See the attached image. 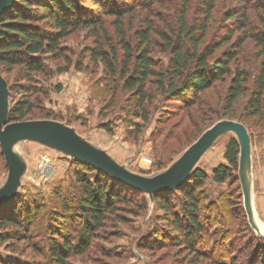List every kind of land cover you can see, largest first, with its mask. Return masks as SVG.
<instances>
[{"label":"trees","instance_id":"trees-1","mask_svg":"<svg viewBox=\"0 0 264 264\" xmlns=\"http://www.w3.org/2000/svg\"><path fill=\"white\" fill-rule=\"evenodd\" d=\"M79 30L91 42L75 63L62 42ZM248 48L256 66L243 62ZM156 54H164L165 61ZM60 59L63 66L53 69L49 62ZM71 66L100 67L109 104L124 96L126 112L142 121H130L135 134L153 118L159 100L168 102L156 120L158 135L168 127L165 140L178 148L196 138L211 112L238 118L242 111L264 120V0H12L0 13V73L13 79L8 122L54 117L42 106L46 90L40 76ZM212 89L214 103L208 97ZM100 127L112 133L109 124ZM238 157V140L231 137L224 151L227 165L215 168L211 179L237 180ZM76 164L74 191L53 209L46 261L36 264H75L96 239L116 235L109 231L116 222L148 209L142 189L90 164ZM208 176L197 168L178 187L151 192L160 214L145 229L139 247L174 249L177 264H264V238L247 220L252 235L244 253L226 217L231 213L219 201L205 203L202 186ZM41 211V205L19 198L0 204V245L13 253L30 249L42 254L33 238L43 227ZM220 216L227 228L209 244ZM0 264L25 263L0 258Z\"/></svg>","mask_w":264,"mask_h":264},{"label":"rangeland","instance_id":"rangeland-1","mask_svg":"<svg viewBox=\"0 0 264 264\" xmlns=\"http://www.w3.org/2000/svg\"><path fill=\"white\" fill-rule=\"evenodd\" d=\"M90 42L86 31L79 30L67 37L62 44L69 48V54L76 63ZM156 56L165 61L164 54ZM243 62L249 66H256L252 48L244 51ZM49 64L55 69L56 66H63V61L54 60ZM101 74L100 67L92 69L89 66L77 70L71 66L67 71L53 72L48 78L40 76V84L46 90L42 106L50 110L54 117H39L25 123L39 124L80 147L96 150L108 164L126 173L139 175L151 181H163L188 147L213 124L221 120L239 122L243 124L248 138V169L253 211L255 218L264 224V120L246 117L242 111H239L238 118L220 117L218 113L211 112L206 117L207 125L196 134V138L178 148L170 145L171 141L165 140L168 127H164L162 133L158 135L159 126L156 120L166 108H169L168 102L159 100L153 118L135 134L130 121L140 123L142 121L126 112L128 107L124 96H117L115 103L109 104L108 91L100 81ZM12 83V75L0 73L1 131H5L11 124L19 123L7 121ZM208 97L214 103L216 90L212 89ZM174 120L175 117L171 118L168 124ZM102 124H109L112 133L100 127ZM231 137L237 139L230 130L219 132L201 151L189 174L199 168L209 175L202 186L206 193L205 203L219 201L220 206L222 204L227 212L231 213L226 217L231 220V224L234 223L232 235L237 239L238 250L244 252L243 244L252 234L246 225L237 170L234 172L235 178L237 177L235 181L231 179L215 183L210 177L219 165H227L224 151ZM79 161L98 168L88 157L76 156L32 131H19L11 139L0 142V204L14 198L24 200L33 206L39 204L42 207L38 216L39 226L43 224L41 229H36L33 237L43 251L42 254H35L30 249L13 253L1 244V259L25 264L46 261L49 237L46 227L54 223L51 215L53 209L59 206L61 198L74 191L72 173L77 167L76 162ZM142 190L148 200V209L127 214V221L124 223L116 222L114 227L109 228V231L115 232L116 235L108 240L96 239L87 254L75 258V264H177L174 249L160 248L148 251L139 247V239L145 229L152 228L156 215L160 214L154 206L151 191ZM226 228L220 216V222L210 230L209 244L215 238H219ZM226 244H229V241ZM103 250L106 253L103 254Z\"/></svg>","mask_w":264,"mask_h":264},{"label":"water","instance_id":"water-1","mask_svg":"<svg viewBox=\"0 0 264 264\" xmlns=\"http://www.w3.org/2000/svg\"><path fill=\"white\" fill-rule=\"evenodd\" d=\"M11 2L12 0H0V13L5 10ZM1 97L2 94L0 88V102ZM231 129H237L239 131V137H237L239 143L237 173L241 188L242 203L245 216L248 224L256 232V234L264 238V232L259 228L251 201V184L249 178V169L247 167V133L243 124L239 122L231 120H221L213 124L193 144L188 147V149L179 158L177 164L169 172L166 179H164L163 181H151L139 175L126 173L108 164L98 151L80 147L67 139L51 133L46 127L36 123L19 122L11 124L5 131L0 130V142H5L11 139L14 134L19 131H32L76 156L88 157L98 166L99 169H101L110 177L133 187L139 189H147L152 192L160 190H171L181 185L186 180L189 174L193 160L195 159L196 155L203 149L206 143L220 131ZM177 176L181 177V179L176 182L175 179ZM10 191L11 189L8 192L10 193Z\"/></svg>","mask_w":264,"mask_h":264},{"label":"bare ground","instance_id":"bare-ground-1","mask_svg":"<svg viewBox=\"0 0 264 264\" xmlns=\"http://www.w3.org/2000/svg\"><path fill=\"white\" fill-rule=\"evenodd\" d=\"M230 131H232L235 135H236V137H239V131L237 130V129H231ZM221 132V131H220ZM217 135V134H216ZM215 135V136H216ZM214 136V137H215ZM214 137H212L207 143H206V145L203 147V149L213 140V138ZM202 149V150H203ZM201 150V151H202ZM201 151L196 155V157H195V159L193 160V162H192V165H193V163L196 161V159H197V157L199 156V154L201 153ZM248 158V157H247ZM249 161H248V159H247V167H249V163H248ZM191 165V166H192ZM181 179V177H179V176H177L176 177V182L178 181V180H180ZM257 220V219H256ZM257 223H258V225H259V228L264 232V224H262V223H260L258 220H257Z\"/></svg>","mask_w":264,"mask_h":264}]
</instances>
